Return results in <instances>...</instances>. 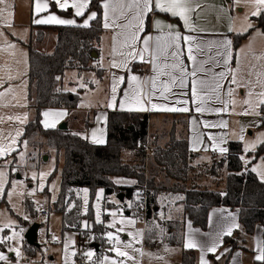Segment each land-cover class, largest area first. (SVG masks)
Masks as SVG:
<instances>
[{
	"label": "trees",
	"instance_id": "16d2710c",
	"mask_svg": "<svg viewBox=\"0 0 264 264\" xmlns=\"http://www.w3.org/2000/svg\"><path fill=\"white\" fill-rule=\"evenodd\" d=\"M101 1H91L88 11H95L97 15L88 27H41L36 43L31 41L27 44L28 98L35 111V117L27 124L23 139L32 148L46 146L47 153L54 151L58 160L62 155L61 189L53 209L63 216V231H84L82 223L87 218L86 215L80 214L81 198L78 197L77 190L89 188L94 191L102 188L106 197L118 198V195L124 194L125 201L131 203L138 192L144 193L145 188L148 158L143 143L148 138V114L109 112L107 142L104 145L92 144L70 129L63 131L58 128H45L42 124L43 109L78 108L79 94L63 91L61 79L69 70L85 72L93 69L92 63L98 57V46L104 32ZM254 20L264 28V12ZM44 30L56 33L55 49L51 54L41 52L37 47L45 38L42 33ZM247 35L248 33L237 36L235 45H239ZM94 53L96 57L93 56ZM261 111L260 126L264 127V107ZM91 124V121L88 122L86 128ZM169 136H172V140L165 146L158 145V142L157 145L153 144L154 153L148 159L150 179L144 194L147 207L145 243L155 244L156 240L162 237L161 230L165 229V242L182 248L180 264H198L196 252L185 249L183 245L186 219L190 220L193 226L206 230L211 209L238 210L240 229L224 239V247L231 246L224 262L229 264L234 251H251L242 245L241 231L246 236H253L258 225L264 229V180H260L251 169L253 162L264 158V143L250 153L254 157L253 162L245 166L241 159V143L229 142L227 153L220 156L216 162L198 164V168L208 167L206 184L201 186L196 180L188 179L189 168H194L195 154L189 149L187 135L173 128ZM155 137L158 138V135ZM126 159L133 160V163H128ZM9 177L10 186L13 181L11 171ZM113 177L135 179L137 185H116L112 181ZM164 196L169 202L174 201L176 206L182 205L183 208L174 218L162 221L159 219V206L164 202ZM72 204H75L74 207L69 209ZM168 206L169 203L165 208ZM125 209L133 214L129 205H125ZM92 224L90 231L94 237L93 243L99 244L102 252L105 249L107 228L104 223H96L94 220ZM27 245L25 252L29 256H35L39 252V248ZM210 259L214 260L215 257L211 255ZM255 264L262 262L255 261Z\"/></svg>",
	"mask_w": 264,
	"mask_h": 264
},
{
	"label": "crops",
	"instance_id": "0c3cea01",
	"mask_svg": "<svg viewBox=\"0 0 264 264\" xmlns=\"http://www.w3.org/2000/svg\"><path fill=\"white\" fill-rule=\"evenodd\" d=\"M104 2L105 0L101 1L103 11V25L105 23L103 8ZM121 2L125 5L123 9L120 8V4L117 2V0H112V3L116 6L117 11L113 13L110 10L108 22L112 23L113 21H115V24H113V26L110 28H105L103 26L104 32L98 46V57L92 63L93 69L82 73H80L78 70H73L76 71L75 75L76 78H78V81L70 84L72 86H75L76 91H72L70 89L64 90L62 86L63 91L79 94L80 101L78 108L74 110H68L64 108L52 109L53 113H64L63 116L58 117L59 124L64 121V123L67 124L68 129L80 134L92 144L104 145L107 142V120L108 114L111 111L148 114L149 129L151 125H157V122L160 119L167 118V116H173L174 118L176 117L177 120L180 121L179 124L183 126L184 131L182 133H185V135H187L189 149L195 154V160H200L199 158L202 153H208L210 158H212V156H215V154L217 156H222L227 153L229 142L238 141L237 137L232 135L231 118L243 117L247 119H256L259 121L257 126H260V121L262 118V107L258 110L260 113L259 115L242 114L244 112L237 113V111H235V109H233L231 105H229V110L226 112H216L215 109L222 108L223 105L215 100H212L207 104V108L210 110L203 113L197 112L196 107L198 105L197 103L193 102L191 94V81L193 79V77L191 76H188L186 79V87L180 88L178 85L172 86L171 91L169 93H166V95L168 96L167 100L163 99L160 96L159 89L162 83L169 81V77L167 75L159 76L156 81V95L152 98V103L167 105L169 107H187L189 109V111L187 112L128 110V104L125 105L124 109H121L120 104L125 99V92L131 93L132 89L136 88L137 86L143 89L144 92H148L151 89L152 78L157 76V71L154 70L153 64L151 62H142L138 56L136 59L127 57V53L129 51H132L133 49L124 46L125 38L129 36L132 31H135V29L120 28L116 27V25L128 24L129 21H132L133 24L137 23V21L133 20V17L136 15L137 9L135 7L131 9L127 7L128 4H131L133 2V0H121ZM152 2L153 10L148 12L147 15L144 16V29L143 31L139 32V39L134 45L135 50L138 51L144 47L143 39L148 36L153 37V40L151 41L152 49H155V37L167 36V33L169 31L168 28H164L163 31H161L155 27V22L159 20L164 25L174 26L173 30L179 31L182 37L191 36L193 38L191 46L193 47V54L196 56L195 63L188 59L187 48L189 47V45L183 39L180 40L182 52L180 59L183 61V64L189 73L192 71L193 67L199 68L202 66L206 70L211 69L212 72L207 74L204 72H198L197 77L201 79H211V75L213 73H219L221 71L227 73L229 68L234 71L238 69V71H236L237 79L241 80L244 84H248L249 81L251 82L248 87H239V89L244 88V91L241 95H245L246 97L249 88H251L254 93L264 91V89L261 88L260 84L257 83L258 78L260 80H264V76L258 77V74L264 73V28H261L259 25H257V27L251 30L244 29L246 26V19L250 15H246V18L236 16L234 12V0H193L191 7L194 10L189 13V15L190 23L195 29L194 31L186 28L184 26L183 20H181L179 17H173L170 13L160 12L159 10L155 9V0H152ZM6 3L11 7L0 5V8L6 9L3 18H0V24L3 23L7 25V27H4L6 32L13 36V39L15 41L21 43L25 47L28 43L34 41L36 35L38 34L37 32L41 27L69 26L36 24L33 22L35 19L46 17L51 13L58 15L62 19H74L76 21V24L71 26H78L84 23L85 19L91 12H95L88 11V8L84 16L76 17L74 15V10L69 9L66 12L61 11L53 3L49 2V12H44L36 15L34 12V0H6ZM121 10L124 12L123 16L120 15ZM8 11L12 12L13 15L11 17L7 16ZM254 18L256 17H253V19ZM91 21H89V25ZM9 23L10 26H8ZM11 27L13 28L12 30ZM45 31H47L49 34L46 35L44 33L45 38L40 44H38V49L41 52L51 54L55 49L56 33L51 30ZM259 31H261L260 33H262V37L256 34ZM246 33H248L247 37L239 45H235L236 37ZM114 37L115 40L113 39ZM225 41H231V44L227 49H225L224 47ZM161 43H163V41ZM43 48L45 51L42 50ZM171 51L172 49H169V52ZM225 51L231 52V59L228 65L223 64V59L225 58L223 54L225 53ZM121 53H123V55ZM125 58L128 59L126 67L123 66L122 63ZM148 60H150V55L148 53H145V61ZM218 61L220 62L219 64H217ZM113 62L121 66L112 67ZM174 62L175 60L169 54L167 58L160 57L159 59H157L156 64L160 65L163 68L164 64L171 65ZM163 70L165 72L173 71L171 68H164ZM66 73L64 74V76L66 75ZM89 73H92L94 75L95 81H93V79L84 78L85 75ZM133 75L138 77V81L132 82L130 80V77ZM120 77L124 78L123 82H120ZM230 80L231 75H226V78L222 81L223 88L221 90V99L225 101L229 99V97L227 96V90L229 88H235L234 84L230 83ZM81 84H83L84 87H81ZM114 84L116 86L115 106L110 108L108 107V104L112 101L113 98L112 88ZM239 95L240 93H237L236 95L234 93L232 99L236 100V97H238ZM253 97L254 99H257L255 95ZM178 100H187V104H178L176 103V101ZM241 105L242 103L239 102L238 108H236V110H240ZM146 106L150 108V105H148L147 102ZM90 121L92 122V124L90 125V127L86 128V124ZM222 121H227V127L205 126L206 123L220 125ZM71 123H75L77 127L76 131L71 128ZM43 126L45 127L44 124ZM94 130L97 131V137L102 138L104 140V143L93 142L92 132ZM209 137H215V139H209ZM220 148H224L226 149V151L221 152ZM255 173L259 178L258 172L256 171ZM33 223L34 221L31 223V225ZM234 225H238V227H235ZM229 227H232L231 235L233 234V232L240 229L238 210H230L227 208L211 209L208 215V227L206 230H202L199 227L193 226L190 220L186 219L183 238L184 248L191 249L196 252L198 264H201L202 255L204 256V259L208 261V264H211L212 261L214 262V264H219V261L215 254L212 252H207L206 248L210 247L213 241L216 240L218 243L216 252H219L217 256H219L220 258H225L231 246L224 247V239L226 236L230 235H223L222 233ZM25 232L26 230L24 229L22 233L23 236L25 235ZM263 233V227L261 225H258L253 235L254 251H234L229 264H255L256 260L254 259V257L258 254L257 245L258 243L264 242ZM190 235L197 241L198 245L204 247V251H202L201 247L187 248L185 246ZM218 236L219 239L217 240ZM3 244H0V246ZM155 244L148 246L155 247ZM0 253H3L8 257L6 261L0 260L1 264H46V262H48V264H65L58 263L53 257L50 256H43L42 258L38 259L36 257L38 253L35 256H29L24 249L22 250L20 256H16L15 253H10L9 249L6 248V245H4V247L0 250ZM244 253H247L250 256H247V258H245L243 256ZM211 255L215 257L214 260L210 259ZM81 258L84 257L78 256L74 260L69 261L68 264L76 262ZM175 264H180V258L178 262H175Z\"/></svg>",
	"mask_w": 264,
	"mask_h": 264
},
{
	"label": "rangeland",
	"instance_id": "374dc122",
	"mask_svg": "<svg viewBox=\"0 0 264 264\" xmlns=\"http://www.w3.org/2000/svg\"><path fill=\"white\" fill-rule=\"evenodd\" d=\"M254 10L255 8L252 3H244L242 0L240 4H236L234 0V12L236 16L246 18V15H250L246 19V26L244 28L246 30L254 29L257 27V25H259L258 21L253 19V17L259 16L251 15ZM249 24L251 27H248ZM4 27H7V25L1 23L0 93H4V95L0 96V143H10L12 138H15L17 143L14 145L15 151H13L10 155L0 157V171L6 173L3 192L0 193V228L3 229V231H0V239H3L5 244L0 243L3 244L0 246V250L4 247V245H6L7 249L19 248L20 253L23 249L25 250L28 245L26 244L24 236L22 235L23 232L15 240H6L5 237H10L12 236L13 232H20L21 229H25L27 231L31 226L30 224L34 221L41 225L38 234V242L40 243L41 248L39 249V252L36 256L38 259L42 258L43 256H50L53 257L58 263H65L66 256L67 262L74 260L78 256H83L84 258L82 259H85L87 264H101V261H103L104 257L107 256L110 260H124V264H175V262L179 261V258L181 262L182 248L179 246L168 245L165 242L164 237L167 235V231L165 229L161 230L162 237L156 240L155 247H150L145 243V230L147 221H144L143 216H141L137 210L136 205L143 203V198L145 197L144 194L147 192L148 181L150 179V162H148V160L145 170L146 174L144 193L138 192L134 202L130 203L128 200H126V204H124L123 202H120L116 196L106 197L105 191L102 188H97L94 191H91L89 188L77 190L76 193L78 197L81 198L80 214L86 215L87 218V220H84L82 223L84 231L81 233L74 231H63V216L61 213L56 212L53 209L54 203L57 201L61 189V175L63 168L62 155L58 160L54 151L47 153L48 148L46 146L32 148L23 139L27 124L35 117V111L30 106L28 98L29 49L27 46L25 47L21 43L15 41L13 36L6 32ZM12 29L13 28L11 27V30ZM260 32L261 31L256 34L262 37V33ZM42 33H45L46 35L49 34L45 30L42 31ZM36 38L37 35L33 41L34 44L36 43ZM42 50H44V48ZM75 74L76 71L69 70V72H67L66 75L61 79V86H63L64 90L70 89L72 91H76L75 86L70 84L78 81V78H76ZM9 76H11L12 79H9ZM84 78L93 79V81H95V77L92 73L86 74ZM234 87L235 95L240 93V95L236 97L237 104L234 109L237 111V113H242L247 108L246 105L242 104L240 106V110H236V108H238V103L243 101L245 98L247 99L248 96L245 97V95H241L244 91V88L239 89L236 84H234ZM252 98L254 99V97ZM43 110L42 124H54V126L49 127L58 128L64 123L63 121L59 124L57 116H44L45 112L53 113L52 109ZM9 117H12L13 119H9ZM16 117H20L21 119L18 120ZM25 117L26 119H24ZM21 120H23V122H21ZM179 123L180 121L177 120L176 117H167L160 119L157 122V125H151L150 129L148 130V140H150V146H152V148L157 144L160 146H165L167 142L172 140V136L169 135H171L173 128H176V131L183 132L184 128ZM258 123L259 121L256 119H247L243 117L231 118L232 135L237 137V142H240L242 145V157L245 166L253 162L254 157L251 156L250 153L254 152L261 144L257 141L258 137H260V134L264 133V127L257 126ZM70 126L74 131H76L77 127L75 123H71ZM17 131L21 133V135L18 137L16 136ZM156 135H158V138L155 137ZM241 136L244 137L243 140L240 139ZM146 142L147 140L145 143ZM156 142L158 143L156 144ZM251 142H256L255 148L245 151L246 144ZM46 157L48 159L45 161L44 158ZM219 157L220 156L215 154V156L210 158L208 153H202L199 158L200 160H195L193 163L194 168H189L188 179L196 180V182H198L201 186H204V184H206L208 167L199 166L198 168V164H206V162L213 163L216 162ZM126 161L130 164L133 163V160L130 161L129 159H126ZM181 166H183V164H181ZM253 168L257 169L260 178L261 174H264V158H258L256 162H253L252 169ZM10 171L13 174V181L9 186ZM33 173H36V179L32 178ZM41 173L50 174L44 177L43 181H41ZM161 179L166 178L161 177ZM260 179L262 180V178ZM112 181L116 185H137V180L135 179L113 177ZM117 181L120 182L118 183ZM41 184H43V190H41ZM167 199L168 198L164 196V202L159 206V219L162 221L174 218L175 214L182 210V205L176 206L174 201L169 202ZM168 203L169 206L165 208V205ZM74 205L75 204H72L69 209L74 207ZM125 205H129L133 214L130 212V214L127 215L126 212L129 211L125 209ZM42 210L48 211L49 216L47 218L39 217ZM97 211H99L101 221L100 223H104V226L107 228L105 235V249L102 252H97L96 248L93 246L94 237L90 231L93 227L92 221L94 220V222H96ZM112 212H116L117 215L113 217L111 215ZM24 217H27V219H24ZM114 219L116 221L132 220L134 223H117V228H124L123 232L117 233L116 228L108 227V225L111 224ZM8 223H11V227L4 228V225ZM108 232H113L114 234L120 236L121 244L118 246L121 247L122 250L128 251L129 255L134 257V260L116 257L115 253L110 251V249L116 245H114V242H109L107 238ZM129 232H131L133 235H128ZM47 233L59 237L60 244H46L45 238ZM82 234L83 238L81 237ZM133 237H135V239ZM241 240L243 241L242 245L246 246L251 251H254L253 236H246L241 231ZM244 240L246 241L244 242ZM129 243L132 245V248L125 249L124 245ZM134 249H138L139 251H134ZM88 252L94 253L91 259L87 257ZM10 253L15 252L10 251ZM73 253H75V255H73ZM218 253H214L216 257ZM243 256L247 258V256L250 255L244 253ZM224 259L225 258H219V264H224ZM211 264H214V262L212 261Z\"/></svg>",
	"mask_w": 264,
	"mask_h": 264
},
{
	"label": "snow or ice",
	"instance_id": "6c2138e0",
	"mask_svg": "<svg viewBox=\"0 0 264 264\" xmlns=\"http://www.w3.org/2000/svg\"><path fill=\"white\" fill-rule=\"evenodd\" d=\"M49 2L53 3L56 7H58L61 11H68L69 9L74 10V15L76 17L84 16L86 10L89 8L91 0H34V12L36 15H39L44 12H49ZM117 2L120 4V8L123 9L125 5L121 2V0H117ZM242 0H235L236 4H240ZM244 3H252L254 5L255 10L251 13L253 16H260L262 12H264V0H243ZM193 3V0H155L154 2V8L159 10L160 12L170 13L173 17H179L184 22V26L188 28L189 30H195L190 23V15L194 9L191 7V4ZM0 5H6V7H11L10 5H7L6 0H0ZM127 7L129 9L135 7L137 9L136 15L133 17V20L137 21V23L133 24L132 21H129L128 24L119 25L117 24L116 27L120 28H134L135 31H132L129 36L125 38L124 46L132 48V51H129L127 53V57H130L132 59H136L137 56L142 62H151L153 64L154 70L157 71V76L153 77L151 80V89L148 92H144L143 89L139 88L137 86L136 88H133L131 93L125 92L124 101L121 102L120 107L121 109L125 108V105L128 104L129 108L128 110H136V111H149V110H157V111H182L187 112L189 109L187 107H169L167 105H160L156 103H152V98L156 95L157 90V84L156 81L161 75H167L169 77L168 82L162 83L160 86V96L167 100L168 96L166 93H169L171 91L172 86H179L180 88L186 87V79L188 76L193 77L191 81V94L193 98V102L197 103L196 111L203 113L205 111H208L210 109L207 108V104L215 100L223 105L222 108L215 109L216 112H226L229 110V105L232 106L234 109L237 101L235 99H232L234 94V89L229 88L227 90V96L229 99L227 101L221 99V90L223 88L222 81L226 78V75H231V84H236L238 87H248V85L251 83L250 81L248 84L242 83L240 80L237 79L236 71L232 70L231 68L228 69L227 73L224 71H221L219 73H213L211 75V79H201L197 77L198 72H204V73H211V69H205L202 66L199 68L193 67L192 71L189 73L187 69L185 68L183 61L180 59V56L182 55L181 52V45L180 40L183 39L189 47L187 48V55L188 59L190 61H193L195 63L196 56L193 54V47L191 46L193 38L191 36H181V33L179 31H175L174 26L172 25H164L161 21L157 20L155 22V27L161 31H163L164 28H168L169 31L167 33V36H157L155 37V49H152L151 47V41L153 40V37L148 36L143 39V45L144 47L140 50H135L134 45L137 43V40L139 39V32L143 31L144 29V16L147 15L148 12L153 10V2L152 0H133L131 4H128ZM104 8V27L110 28L115 24V21L112 23H109V12L115 13L117 11L116 6L112 3V0H105L103 4ZM5 8H0V18H3L5 13ZM13 14L11 11L7 12V16L11 17ZM96 13L91 12L87 18L85 19L82 27H88L89 21L94 20L96 18ZM120 15L123 16L124 12L121 10ZM36 24H53V25H75L76 21L74 19H62L56 14H49L46 17H42L40 19H35L33 21ZM10 26V23L8 24ZM248 27H251L249 24ZM115 40V37L113 38ZM163 41V43H161ZM231 41H225L224 47L225 49L230 46ZM14 47V46H10ZM169 49H172L171 52H169ZM145 53H148L150 55V60L145 61ZM123 55V53H121ZM171 55V57L175 60L174 63L171 65L164 64L163 68L156 64L157 59L160 57L167 58L168 55ZM223 64L228 65L229 61L231 59V52L225 51ZM123 66H127L128 59L125 58V60L122 62ZM206 63V62H205ZM220 62L218 61L217 64ZM121 65L116 64L113 62L112 67H120ZM164 68H171L173 71L171 72H165ZM259 76H264V73L258 74ZM9 79H12L11 76H9ZM123 77H120V82H123ZM130 80L132 82L138 81V77L135 75L130 77ZM257 83L260 84L261 88L264 89V80H260L258 78ZM81 87H84L83 84H81ZM113 92V98L112 101L108 104V107L112 108L115 106V93H116V86L113 85L112 88ZM4 93H0V96H3ZM256 96L257 99H253V96ZM248 98L244 99L240 103L243 105H246L247 108L245 109L244 113L242 114H255L259 115L258 109L261 107H264V91H260L259 93H254L251 88H249V91L247 93ZM146 102L148 105H150V108L146 106ZM176 103L180 104H187V100L183 101H176ZM49 115H54L57 117H61L64 115L63 112L61 113H48L45 112L44 116L47 117ZM9 119H13L12 117H9ZM16 119L20 120V117H16ZM26 119V117L24 118ZM99 119V118H98ZM23 122V120H21ZM54 126L48 125L45 123V127ZM206 127H216V126H222L227 127V121H222L220 125H213V124H205ZM21 135L19 131H17L16 136L18 137ZM92 138L94 143H104V140L102 138L97 137V131L94 130L92 132ZM209 139H215V137H209ZM241 140L244 139L243 136L240 137ZM260 143H264V133L260 134V137H258V141ZM17 143L15 138L11 139L10 143H0V157H5L6 155H10L13 151H15L14 145ZM256 142H251L246 144L245 151H248L249 149L255 148ZM221 152L226 151L224 148H220ZM243 159V157H241ZM253 172H256L257 169L253 168ZM50 173H41L40 178L41 181H43L44 177L49 175ZM5 177L6 173L3 171H0V193L3 192V185L5 183ZM32 178L36 179V173L32 174ZM261 178L264 179V174H261ZM118 183L120 181H117ZM41 190H43V184H41ZM111 215L115 217L117 215L116 212H112ZM24 219H27V217H24ZM96 222L100 223V216L99 211H97L96 216ZM117 223L120 224H132L134 221L128 220H120L116 221L115 219L111 224L108 225L110 228H116V232L120 233L124 231V228H117ZM87 226V225H86ZM235 227H238V225H234ZM11 227V223L5 224L4 228ZM0 231H3L2 228H0ZM24 231V229H21L20 232H13L12 236L5 237L6 240H15L17 237L21 235V233ZM232 233V227L227 228L226 231H224L223 235H231ZM128 235H133L131 232L128 233ZM107 238L109 242H114V245L110 251L114 252L116 257L126 258L127 260H134L133 256H130L128 251L122 250L121 247L118 245L121 244V238L119 235L114 234L113 232L107 233ZM135 239V237H133ZM219 239V236L217 237V240ZM0 243H4L3 239H0ZM185 246L187 248H196L201 247L202 251H204V247L201 245H198L197 241L189 236ZM218 247V243L216 240L213 241L212 245L210 247L206 248L207 252L215 253L216 249ZM124 248H132V245L125 244ZM258 254L254 257L256 261L262 262L264 264V242L258 243L257 245ZM9 251H14L17 256H20V249L19 248H9ZM134 251H139L138 249H134ZM142 254V253H141ZM75 255V253H73ZM94 255L92 252L87 253V257L91 259V257ZM220 257L217 256V259ZM8 257L4 255L3 253H0V260L6 261ZM124 264V260L121 259H109V257H104L103 261H101V264ZM65 264H68L67 262V256L65 257ZM201 264H208V261L204 259V256H201Z\"/></svg>",
	"mask_w": 264,
	"mask_h": 264
},
{
	"label": "built area",
	"instance_id": "2783aa9c",
	"mask_svg": "<svg viewBox=\"0 0 264 264\" xmlns=\"http://www.w3.org/2000/svg\"><path fill=\"white\" fill-rule=\"evenodd\" d=\"M146 140H147V142H146L147 144L143 143V148L145 149L147 158L149 159V157L151 155H153L154 150H153L152 146H150V143H149L150 140H148V138ZM136 208L139 211V213L141 214V216H143L144 221H146V217H147L146 197L143 198V203H139L136 205ZM47 217H48V211L42 210L40 213V218H47ZM45 242H46V244L59 245L60 239L57 238L56 236L50 234V233H47L46 238H45ZM46 264H48V263H46ZM70 264H87V262L85 259L81 258V259L77 260L76 262H73Z\"/></svg>",
	"mask_w": 264,
	"mask_h": 264
},
{
	"label": "water",
	"instance_id": "95a60500",
	"mask_svg": "<svg viewBox=\"0 0 264 264\" xmlns=\"http://www.w3.org/2000/svg\"><path fill=\"white\" fill-rule=\"evenodd\" d=\"M94 57H96V54H93ZM58 129L63 130V131H67L68 130V126L66 123L61 124ZM48 158H44V160L46 161ZM118 199L120 200V202H124L125 201V197L124 194H120L118 195ZM127 215L130 214V212H126ZM41 228V225L38 222H34L29 229L25 232L24 235V239L25 242L33 247L36 248H40V243L38 242V234H39V230ZM93 246L96 248V251H99V244L94 243Z\"/></svg>",
	"mask_w": 264,
	"mask_h": 264
}]
</instances>
